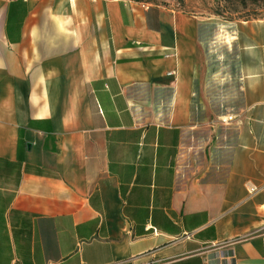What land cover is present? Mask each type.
<instances>
[{
    "label": "crops",
    "instance_id": "obj_1",
    "mask_svg": "<svg viewBox=\"0 0 264 264\" xmlns=\"http://www.w3.org/2000/svg\"><path fill=\"white\" fill-rule=\"evenodd\" d=\"M0 264H264V18L0 0Z\"/></svg>",
    "mask_w": 264,
    "mask_h": 264
},
{
    "label": "rangeland",
    "instance_id": "obj_2",
    "mask_svg": "<svg viewBox=\"0 0 264 264\" xmlns=\"http://www.w3.org/2000/svg\"><path fill=\"white\" fill-rule=\"evenodd\" d=\"M172 6L203 16H215L224 20L264 18V0L249 1L246 5L227 0H139Z\"/></svg>",
    "mask_w": 264,
    "mask_h": 264
},
{
    "label": "trees",
    "instance_id": "obj_3",
    "mask_svg": "<svg viewBox=\"0 0 264 264\" xmlns=\"http://www.w3.org/2000/svg\"><path fill=\"white\" fill-rule=\"evenodd\" d=\"M227 1H230V2H237V3H240L241 5H246L247 2L251 1H255V0H227Z\"/></svg>",
    "mask_w": 264,
    "mask_h": 264
},
{
    "label": "built area",
    "instance_id": "obj_4",
    "mask_svg": "<svg viewBox=\"0 0 264 264\" xmlns=\"http://www.w3.org/2000/svg\"><path fill=\"white\" fill-rule=\"evenodd\" d=\"M231 119H232L231 116H227V117H225V118L220 119V121H221L222 123H227V122L230 121ZM252 190H254V188H252Z\"/></svg>",
    "mask_w": 264,
    "mask_h": 264
}]
</instances>
